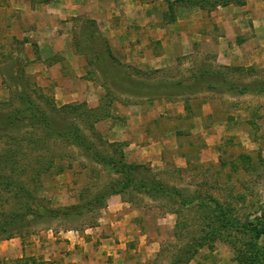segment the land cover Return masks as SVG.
Masks as SVG:
<instances>
[{
    "label": "rangeland",
    "instance_id": "rangeland-1",
    "mask_svg": "<svg viewBox=\"0 0 264 264\" xmlns=\"http://www.w3.org/2000/svg\"><path fill=\"white\" fill-rule=\"evenodd\" d=\"M139 1L145 4L148 17L154 16L151 22L162 25L174 23L179 13L200 9L188 6L169 11L168 4L173 0ZM250 1L253 0L213 10L227 9L236 18L255 11L264 25V0H256L254 8ZM79 3L75 1L73 5ZM46 4L52 12H33ZM82 10L78 16L62 20L58 13L61 0H0V118L13 116L17 121V109L22 103L18 95L23 91L34 103L33 110L44 111L54 128L62 131L66 126H76L92 145L87 149L70 144L60 133L37 126L0 128V180L6 174L11 181L7 186L0 184V224L8 221L3 224L6 230L0 233V264H170L179 248L204 235L201 229L205 225L219 222L217 205L210 202L215 207L211 212L200 205L203 201L214 199L228 217L241 224L259 216L264 208V93L222 98L211 94L217 102L242 110L237 128L220 140L212 156L197 158L191 154L192 161L186 167L168 162L158 170L144 159L129 162L123 142H109L104 133L106 123L122 115V105L150 100L131 94L127 88L145 83L168 86L171 93L179 83H193L204 70L222 72L235 83L264 81V65H222L216 62L214 52L196 47L194 52L179 56L170 67L157 69L125 64L109 50L114 58L110 68L106 37L89 16L86 3ZM200 10L205 16L213 11ZM173 16L170 21L168 18ZM251 20L244 18L243 24L251 25ZM63 22L71 30L72 50L66 58L61 48L66 36ZM36 24L45 30L38 31ZM240 31L232 26L227 33H235L234 41H238ZM168 98L170 102L177 99ZM120 151L125 161L138 165L142 175L182 189L192 202L174 214L170 211L178 209V204L130 187L114 202L109 203L110 196L102 207L63 220L40 221L29 213L22 214L23 201L29 200L33 207L64 208L119 188V174L97 160L95 152L118 159ZM21 186L35 200L26 198ZM13 210L20 215L12 214ZM257 227L264 228L263 219ZM246 251L239 233L228 238L223 232L213 240L206 238L186 264H246L237 258Z\"/></svg>",
    "mask_w": 264,
    "mask_h": 264
},
{
    "label": "crops",
    "instance_id": "crops-1",
    "mask_svg": "<svg viewBox=\"0 0 264 264\" xmlns=\"http://www.w3.org/2000/svg\"><path fill=\"white\" fill-rule=\"evenodd\" d=\"M75 1L80 3L73 5ZM255 1L249 4L253 7ZM139 2L61 0V12H57L62 20H66L81 14L86 3L90 7L88 14L106 37L109 50L119 55L125 64L142 69L170 67L177 63L179 56L194 52L196 47L214 52L216 62L222 65H264V25L257 12L250 11L236 18L230 11H225L227 9L213 10L207 16L200 9H193L179 13L174 23L162 25L151 22L154 16L148 17L145 4ZM39 10L46 11L45 14L52 12L48 4L33 12ZM244 18H252V24L244 25ZM65 25L62 30L66 35L65 44L61 48L66 58L71 55L72 48L69 44L71 30L67 22H63ZM36 26L40 32L45 30L42 25ZM232 26L241 30L238 41H234L235 33H227ZM211 94V91H202L189 96L178 95L172 102L156 98L122 105V115L106 123L105 138L109 142L122 141L129 162L144 159L151 168L158 170L164 169L168 162L186 167L192 161L191 154L197 158L199 155L202 158L212 156L220 140L237 128L238 113L242 110H234L213 99L232 94H216L213 98ZM198 98L201 99L197 101ZM150 114L153 117H149ZM118 198L119 195L111 196L109 203Z\"/></svg>",
    "mask_w": 264,
    "mask_h": 264
},
{
    "label": "trees",
    "instance_id": "trees-1",
    "mask_svg": "<svg viewBox=\"0 0 264 264\" xmlns=\"http://www.w3.org/2000/svg\"><path fill=\"white\" fill-rule=\"evenodd\" d=\"M246 0H173L169 2V11L173 10V7H198L200 9H207L211 11L215 9L217 6H228L232 3L243 5ZM166 16V14H165ZM167 17V16H166ZM170 21L174 19L173 17L168 18ZM105 48L107 50V58L110 60V68L114 65V58L112 57L107 40L104 42ZM227 68V67H226ZM242 70V69H241ZM119 73L123 74L124 72L118 70ZM224 73L215 71L210 72L204 70L200 72L194 82L189 85L182 86L180 83L173 87L175 89L174 92L169 93V87L165 86H149L145 83L139 85L137 87L127 88L128 91L133 95H139L142 98L148 99H156L163 98L168 100V97H177L178 95H185L186 93L192 94L196 92L202 91H211L217 94L230 93L236 95L250 94V93H264V81L250 80L248 82L235 83L228 81L224 76ZM116 88H120L118 85ZM126 89V88H124ZM18 98L21 100V107L17 109V121L13 120V116H6L0 118V128L6 125L21 127L24 125L28 126H37L43 130L47 129L53 130V132H58L67 139L70 144H74L83 148H91L92 145L86 142L85 138L78 132L76 126L73 127H64V130H59L54 128L51 123V119L49 116L42 110L38 108L37 111H34V103L26 96V94L22 91L18 95ZM70 109H73L71 105H67ZM47 128V129H46ZM1 130V129H0ZM67 136V137H66ZM70 138V139H68ZM73 142V143H72ZM113 144V143H109ZM8 150L9 156L12 155V151ZM119 158L113 157H105L102 154L96 153V159L100 160L102 163L108 165L114 172L119 174L120 183L119 188H112L106 192L97 193L90 200L86 201L84 204L71 205L64 208H48L42 205H38L37 207L31 206L28 201H20L22 202L21 207L23 210L22 214H27L31 216V218H35L40 221H48L60 218L61 220L65 218H70L74 215H81L84 212H89L97 207H102L106 204L107 199L113 195H122L125 189L127 188H135L141 193L147 194L149 196H156L161 199L167 200V202L172 204H178V209H172L170 212L177 214L180 212L181 208H185L188 204L192 202V198H187L186 194L182 189H179L174 186H169L162 181H159L155 178H151L148 176L142 175L138 170V165L130 164L125 161V156L122 151L119 152ZM7 155V154H6ZM93 158V157H92ZM9 159V158H8ZM9 161L6 159V162ZM0 180V184L8 185L9 175L2 174ZM116 185V184H115ZM16 188L15 186L13 189ZM13 189H11L13 191ZM23 191V194L26 195V198L31 201L35 200V197L24 187H20ZM16 195V191L13 192ZM13 195V196H15ZM24 198V199H26ZM202 202V201H201ZM217 207L219 222L214 225H205L201 231L204 233L199 238H193L190 242H187L184 246L178 249L175 258L171 261L170 264H186L192 254L197 250L199 246H202L208 240H213L216 235L222 234L226 232L227 237L230 238L235 233H239L247 245V251L244 255H238L237 258L246 264H264V228L257 227L261 224L262 219L264 220V208L260 211V215L255 217L254 220H248L243 224L239 223L236 219H232L228 217V213L220 208V205L217 201L212 198L207 199L200 203L204 208L209 209L211 212L215 211V207H211V203ZM12 214L20 215L13 210ZM8 221L3 220L0 224V233L6 230V226L3 225ZM259 240H261L259 242Z\"/></svg>",
    "mask_w": 264,
    "mask_h": 264
}]
</instances>
